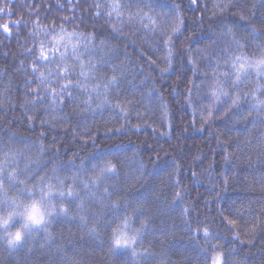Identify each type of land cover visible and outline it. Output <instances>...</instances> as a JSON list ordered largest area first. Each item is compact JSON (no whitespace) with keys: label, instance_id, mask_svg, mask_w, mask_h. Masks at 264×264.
Segmentation results:
<instances>
[{"label":"snow or ice","instance_id":"1","mask_svg":"<svg viewBox=\"0 0 264 264\" xmlns=\"http://www.w3.org/2000/svg\"><path fill=\"white\" fill-rule=\"evenodd\" d=\"M13 2L14 0H0V16L8 17V22L0 23V30L5 34H11L13 27H27L22 16L16 20L11 19L16 14L12 8ZM67 3L73 8L72 15L61 17L59 25L53 22L49 26H42L38 16L40 9L36 10L37 15L31 25L33 31L29 35L33 36L35 42L25 49L23 55L30 58L27 70L34 77V80L24 81L26 88L31 89L26 92V96L30 98L33 110L37 105L46 103L44 97L49 98L53 112L57 106L62 107L79 99L82 109L90 110L93 105L97 109L106 105L118 108L127 122L129 113L125 107L119 101L108 99V93L121 83L116 74L118 66L112 65L113 74L110 76L105 74L97 79V72L112 57L118 58L119 45L113 41L126 35L123 25L135 24L151 34L158 33L163 42L167 53L163 58L165 66L156 65L161 77L174 71V60L186 61L187 70L181 71L177 81L169 83L167 87L174 100L183 95L182 103L190 109L189 114L192 116L190 127L195 126L198 117L201 121L200 131H205L206 127L212 128L217 122L228 128L230 124L247 119L253 112L256 117L251 123L264 124V28L258 29L250 19L256 16L255 4L248 9V15L242 11H233L236 19L232 24L226 23L221 17L218 25L221 31L213 44L222 42L223 47L217 51L211 45L196 47L193 36L185 37L187 46L181 47L185 43L179 39L184 35L185 29L182 8L184 0H103V3L93 0L87 4L85 11L90 9L87 16L79 17L72 0H67ZM76 4H79V0H76ZM196 5L197 0H188L187 7ZM214 7L223 13L229 9L235 10L237 4L235 0H223ZM28 8H36V5L30 4ZM48 9L50 10V6ZM29 15L32 13L29 12ZM101 18L109 29V35L97 33L94 28L89 32L78 30L81 25L88 27L86 19L95 24ZM259 23L264 24V18ZM66 24L76 27L68 31ZM40 35L49 38L47 44L39 39ZM227 37H231V40H227ZM97 48L103 53L98 61L94 60ZM141 54L145 55L143 52ZM146 59L149 64H156L151 57ZM20 65L23 67V60ZM41 65H45L43 70ZM47 65H55V69ZM119 75L122 76L123 73ZM249 84L254 86L249 89ZM152 91L160 101L162 117L171 131L170 106L164 101L163 91L158 88H153ZM125 103L132 104V101L125 100ZM21 107L25 108L24 121L29 126L37 119L42 128L52 124L50 120L40 119L39 116L27 115L28 109L23 105ZM0 111H3L2 107ZM48 111L49 108L46 107L41 114L46 115ZM124 127L125 124H121L120 128H112L110 131L112 135H116ZM89 138L95 147L98 140L91 134ZM45 139L47 136L44 132H40L34 141L11 128L5 129L0 136V243L10 253L26 251L25 264H29L37 247L49 250L47 264H57V257L63 264H86L75 258L76 253L69 257V249L57 242L51 231L58 222L75 223L86 229L88 240H100L103 242L100 246L106 244L108 256L115 258L113 264H119V258L124 255L129 257L131 264H139L152 256L150 246H145L151 221L145 217L144 200L142 197L138 198L130 214L125 187L137 175L142 177L145 173L140 171L131 176L126 174L121 179L122 159L127 157L120 156L118 144L108 150L100 149L89 153L86 157L73 154L71 158L60 159L61 149L56 146L55 137L51 147L54 156L46 149L43 143ZM260 142L264 144V134ZM37 144L38 154L33 155L29 146ZM247 146L251 147L252 142L248 141ZM261 151L264 152V149ZM230 155H225L226 161ZM144 167L146 166L141 161V169ZM221 180L223 187L217 190V202L222 200L220 193L226 192L229 186L228 178L223 174ZM175 183L179 188V179ZM261 191L264 195V185ZM175 199L181 200L179 191L175 193ZM208 203L205 202V207ZM252 203L250 200L239 203L233 201L217 209L219 227L226 229L234 242L249 247L255 246L259 236H264V203L258 210L252 207ZM93 205L99 209L98 212L93 210ZM192 207L194 209L195 205ZM182 212L185 215V226L193 239L204 240V245L197 243L201 264H229L224 247L219 243L224 238L221 232L212 228L209 223L199 221L193 227L187 219L188 208L182 207ZM138 217L140 219L137 225ZM102 232L106 233V240ZM38 237L42 242L37 240Z\"/></svg>","mask_w":264,"mask_h":264},{"label":"trees","instance_id":"2","mask_svg":"<svg viewBox=\"0 0 264 264\" xmlns=\"http://www.w3.org/2000/svg\"><path fill=\"white\" fill-rule=\"evenodd\" d=\"M92 2L93 0H87V3L85 0H79L77 5L76 0H72L77 17L87 16L90 11V9L85 11L87 4ZM100 2L103 3V0ZM221 2L223 0H197V5L189 8L188 0H184L182 8L185 29L184 35L179 39L185 41V37L193 36L196 47L204 48L205 45H211L218 51L223 47V43L213 44V40L221 31L218 27L221 17L226 23L232 24L236 19L233 11H242L248 15V9L252 4H255L256 16L250 19L258 29L264 28V24L259 23L260 19L264 18V0H235L237 8L223 13L214 7ZM33 3L36 8L29 9L28 5ZM12 8L16 14L11 19L16 20L22 16L27 22V27L22 26L19 29L13 27L11 34H5L0 30V107L3 109L0 111L2 125L0 136L4 134L5 129L11 128L35 141L40 132H44L47 136L43 141L46 149L55 155L51 153L55 137L56 146L61 149L60 159L71 158L73 154L86 157L89 153L100 149L108 150L118 144L121 149L120 156L127 157L122 159L121 179L126 174L131 176L140 171L145 173L142 177L137 175L125 186L129 200L128 212L131 214L132 208L136 206L135 201L142 197L145 217L151 221L146 233L145 246H150L153 255L139 264H201L202 258L197 243L204 245V240L193 239L185 226L182 207L188 208L187 219L191 221L193 227H196L199 221L209 223L212 228L221 232L224 238L219 243L224 247L229 264H264V236H259L255 246L251 247L234 242L227 230L219 227L217 212L219 207L233 201L239 203L250 200L253 202L252 207L257 210L264 203L261 191L264 185V152L261 149H264V144L260 142L264 134V124L251 123L256 113L253 112L247 119L234 125L230 124L228 128L217 122L212 128L206 127L205 131H200L201 121L198 117L195 126L190 127L192 116L189 114L190 109L182 103L183 95L174 100L167 87L169 83L177 81L181 71L187 70L186 61L174 60V71L161 77L156 65L165 66L163 58L167 53L163 42L158 33L151 34L135 24L123 25L126 35L119 36L118 40L113 41L119 45L118 58L112 57L105 66L99 67L97 72V79L105 74L110 76L113 74L112 65L118 66L116 74L121 83L118 88H113L108 93V99L113 102L119 101L125 107L129 113L127 122L122 118L118 108L106 105L97 109L93 105L90 110L82 109L79 99L62 107L57 106L53 112L49 98L44 97L46 103L37 105L33 110L30 98L26 96V92L31 89L26 88L24 81L34 80V77L27 70L30 58L23 53L35 42L29 32L33 31L31 25L36 18V10L40 9L39 23L42 26H49L53 22L59 25L61 17L71 16L73 8L67 0H14ZM29 12L32 15H29ZM5 22H8V17L0 16V23ZM85 24L88 27L81 25L78 30L89 32L94 28L97 33L109 35L103 18L95 24L86 19ZM65 27L71 31L76 25L66 24ZM39 39L44 40L46 44L49 41L44 35H40ZM226 39L231 40V37ZM184 46H187V41L181 45ZM101 55L103 53L97 48L94 60L98 61ZM146 57H151L156 64H149ZM21 60L24 61L23 67L20 65ZM47 67L55 69V65ZM44 68L45 65H41V69ZM121 72L122 76L119 75ZM253 86L254 84H249V89ZM153 88L163 91L164 101L170 106L171 131L167 127V121L162 117L161 104L156 93L152 91ZM180 90L182 92V89ZM125 100H131L132 104H126ZM193 100L195 105V95ZM22 105L28 109L27 115L39 116L40 119L50 120L52 124L42 128L37 119L29 126L24 121L25 108H22ZM46 107L49 108L48 114L42 115ZM247 111L245 106V112ZM121 124H125V127L116 135H112L110 129L120 128ZM137 124L140 126L137 127ZM89 134L98 140L95 147ZM248 141L252 142L251 147L247 146ZM29 147L31 154H38V144ZM226 154H231L227 161ZM141 161L146 166L143 169ZM222 174L228 178L229 186L226 192L220 193L222 200L217 202V190L223 187ZM176 179L180 181L179 188L176 187ZM177 191L181 194V200L175 199ZM115 198L114 193L113 199ZM206 201L209 202L207 207ZM93 210L99 211L95 205ZM139 219L138 217L137 225ZM91 222L89 218V223ZM51 231L57 242L69 249V257L76 253L75 258L86 264H113L115 258L108 256L106 244L100 246L102 241L88 240L85 235L86 229L78 227L75 223L58 222ZM102 234L106 240V233ZM37 240L42 242L39 237ZM49 255L48 249L37 247L35 255L29 259V264H47ZM26 256V251L10 253L7 247L0 243V264H25ZM56 259L57 264H63L59 257ZM119 264H131V261L124 255L119 258Z\"/></svg>","mask_w":264,"mask_h":264}]
</instances>
